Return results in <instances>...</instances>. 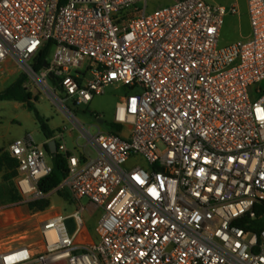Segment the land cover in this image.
<instances>
[{
    "label": "built area",
    "instance_id": "obj_1",
    "mask_svg": "<svg viewBox=\"0 0 264 264\" xmlns=\"http://www.w3.org/2000/svg\"><path fill=\"white\" fill-rule=\"evenodd\" d=\"M148 2L0 0V74L25 76L86 141L69 150L56 137L67 175L51 193L79 207L41 219L38 244L0 242V264H264V0H247L249 35L223 47L235 6L178 0L147 13ZM113 85L132 92L113 113L127 133L91 134L64 103L88 105ZM8 152L17 205L48 199L46 151L26 136ZM131 158L144 164L128 169ZM82 200L103 211L85 245Z\"/></svg>",
    "mask_w": 264,
    "mask_h": 264
},
{
    "label": "rangeland",
    "instance_id": "obj_2",
    "mask_svg": "<svg viewBox=\"0 0 264 264\" xmlns=\"http://www.w3.org/2000/svg\"><path fill=\"white\" fill-rule=\"evenodd\" d=\"M158 3L155 0H150L147 3L146 12L150 13L160 7L157 6ZM169 5V4H166ZM164 5V6H166ZM139 8H143L142 5H138ZM245 21V18L243 19ZM244 22L243 24H245ZM241 23L237 16L227 17L225 19L223 28L220 33L219 47L226 46L240 39L241 34ZM54 49H49L46 54V59L48 62L51 61ZM86 63H89L87 60ZM5 75L0 74V81L5 79ZM10 78L9 83L14 79ZM8 82V79H7ZM7 83V85L9 84ZM0 83V89L2 87ZM48 85L53 88V82L48 81ZM255 86L254 88H257ZM264 87V83L260 85ZM56 95L63 98V93L57 89L55 91ZM132 92L128 87L121 85H113L108 87L102 95L94 96L92 101L88 105L75 106L70 101L64 103V105L69 109L72 115L84 126L85 129L89 130L91 134H95L98 128L101 132H109L111 129H118L117 133L120 136H125L127 133L126 126H116L113 124V113L118 104L119 100L123 96H127ZM37 101L34 102V106L38 113L48 121L49 127L56 129L59 128L64 131V142L66 146L73 149L75 142L77 141L79 146H84L86 144L85 139L80 135L79 131L74 128L73 124L63 115L61 111L50 101V99L42 92H36ZM21 117L17 120H21L23 123L29 121L31 125L34 123L33 114L28 112L26 109H21ZM96 116L102 120V124L96 123ZM14 129H18L19 122L13 123ZM65 129V130H64ZM71 133L72 140L74 144L72 145L71 138L68 137V133ZM32 139L37 145H40L44 140L41 133H37L32 136ZM86 153L89 157H95V153L90 146H86ZM135 164L143 165L141 159H130L126 165L129 169ZM2 171H0V184L4 187H8L7 182H4L2 177ZM49 208L48 211L58 210L64 216H70L75 211V202L72 201L70 195L66 190H62L59 193H50L49 195ZM11 203V202H10ZM81 204L84 206L87 204V200H82ZM16 206V205H15ZM13 206V208L15 207ZM12 214H6V223L0 226V242L3 245H18V244H30L37 243L40 240L39 237V226H40V216L41 213L37 211L29 210L27 205H17ZM103 214L102 210H98L94 215H89L87 212L82 214L83 224L89 231L88 242L97 237L95 229L97 228L99 219ZM65 227L69 234H72L75 230V223L73 219H68L65 221Z\"/></svg>",
    "mask_w": 264,
    "mask_h": 264
},
{
    "label": "crops",
    "instance_id": "obj_3",
    "mask_svg": "<svg viewBox=\"0 0 264 264\" xmlns=\"http://www.w3.org/2000/svg\"><path fill=\"white\" fill-rule=\"evenodd\" d=\"M155 1L158 3V5H157L158 7H162L166 4H173L178 0H155ZM203 1H205L206 3H209V4L220 5V6H225V7L235 6L238 10V14L236 16L238 17V20L241 23V31H242L240 34L239 40L245 39L249 35L250 26H249L248 15H247V0H203ZM244 18H245V21L243 20ZM244 22H246V23L243 24ZM13 77H15V78L9 83L10 78H13ZM17 77H18L17 74H14V73L6 74V76L4 77L5 79H2V81H0L1 84H5V85H2V87L0 89V93L3 92L9 85H11ZM7 79H8V82H7ZM7 83H9V84L7 85ZM21 109H26L28 111V109L26 108L24 103L17 102V101H0V157L2 156L3 153H9L8 148L15 140L22 139L26 136L32 137L33 135L37 134L38 132L42 134L34 115H33V117H34L35 121H34L33 125H31V123L29 121H26V123H23L21 120H17V118L22 116L21 112H20ZM28 112H30V111H28ZM30 113H32V112H30ZM15 122H19L18 129H14V127H13L14 126L13 123H15ZM47 123H48V121H47ZM49 128L53 132L52 138L46 139L44 137V135L42 134L44 137V140L41 142L40 145H38L39 147L43 148L45 151L47 148V143L51 140L55 141L56 146H57L56 137H57L59 132H63V135H64V131L59 129V128H56V129H53L51 127H49ZM71 135L72 134L69 132L68 137L71 138L72 145H73L74 139L72 140ZM66 147L68 148V146H66ZM69 148H71V147H69ZM69 150H71V149H69ZM48 161L50 163V157L49 156H48ZM6 172H8V171H5V169L3 167L2 177L4 176V174ZM16 179H17V177H15L11 181L7 182V184H8L7 188L4 187V185L0 184V226L2 224L4 225L6 223V221H5L6 214H12L14 212V209H16L15 207H17L18 202H14L11 200L10 191H9L10 183L12 185L16 186ZM4 182H5V180H4ZM80 205L82 207H84V212H87L89 215H94L99 210V209H96L93 205H91V203H89L88 201H87L86 205L83 206L81 203H80ZM13 206H15V207L13 208ZM78 207H79V205L76 203L75 204V210ZM39 213L42 214L40 216L41 217L40 220L44 219L48 216L54 215V214L63 215L58 210L48 211V209H46L43 212H39ZM82 222H83V219H82ZM96 229H95V232L97 234ZM75 231H76V228L71 235H73L75 233ZM88 236H89V231L86 227H84V224H83L80 232L77 234L76 242L79 245H85V244L95 243L98 240V236H97L96 238H93V240L88 242Z\"/></svg>",
    "mask_w": 264,
    "mask_h": 264
},
{
    "label": "trees",
    "instance_id": "obj_4",
    "mask_svg": "<svg viewBox=\"0 0 264 264\" xmlns=\"http://www.w3.org/2000/svg\"><path fill=\"white\" fill-rule=\"evenodd\" d=\"M46 54H47V49L42 53V55L38 59L37 64L35 66L36 71L41 70ZM24 81H25V76L22 75L18 76L11 85H9L3 92L0 93V101H17L24 103L28 111L33 113L44 137L46 139H51L53 136V132L50 130L47 120H45L38 113V111L34 106L33 102H36L37 98L32 97V95L23 88ZM117 131L118 129L113 128L109 132L112 134H116ZM46 153L50 157L51 172L47 177H45L38 183V188L44 194H50L52 191H54L59 187L63 179L66 177L67 164L65 157L61 155L59 152H57L55 155H52L48 152L46 148ZM3 167L5 171H8L3 176L6 182L11 181L15 177H18L19 175L17 170L18 162L16 159L12 158L9 155V153H3L2 156L0 157V171L3 170ZM9 191L12 201L19 202L21 200L20 194L16 186L12 185L11 183H10ZM27 206L31 211L43 212L49 208L50 204L48 199H43V200L31 202ZM260 207L261 206H258L257 208H259L264 213V209ZM258 227L263 228L264 223L260 222L258 224Z\"/></svg>",
    "mask_w": 264,
    "mask_h": 264
},
{
    "label": "water",
    "instance_id": "obj_5",
    "mask_svg": "<svg viewBox=\"0 0 264 264\" xmlns=\"http://www.w3.org/2000/svg\"><path fill=\"white\" fill-rule=\"evenodd\" d=\"M45 66H46V64L44 63V64H43V67H45ZM51 77H52V76H51ZM98 123H99V124H102L103 122H102V120H98ZM47 150H48V152H49L50 154H52V155H55V154L57 153V146H56L55 141L51 140V141H49V142L47 143Z\"/></svg>",
    "mask_w": 264,
    "mask_h": 264
}]
</instances>
